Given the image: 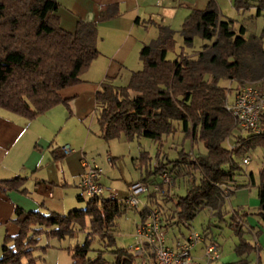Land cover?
Here are the masks:
<instances>
[{"label":"trees","instance_id":"1","mask_svg":"<svg viewBox=\"0 0 264 264\" xmlns=\"http://www.w3.org/2000/svg\"><path fill=\"white\" fill-rule=\"evenodd\" d=\"M232 4L236 10L253 8L255 16L264 15V0H232ZM58 8V0H0V108L28 121L67 104L61 91L79 83L99 55L98 23L118 13L117 4L107 5L96 21L79 19L70 32L61 27ZM155 25L156 38L139 51L141 68L130 71L125 85L114 84L112 78L103 80L95 94L100 136L105 141L148 138L156 143L152 169H147L152 157L146 151H140L137 158L140 168L146 166L140 181L149 185L141 217L155 204L164 221V205L157 196L163 203H172L176 225L186 222L190 226L206 209L237 237L234 252L238 260L227 264H251L247 257L257 253L258 246L247 239L249 232L243 222L256 216L264 226V169L257 184V210L238 207L225 211L224 207L234 188L243 186L238 183L244 171L242 159L250 150L264 146V130L238 133L225 104L245 82L264 88V27L260 35L248 34L244 25L237 27L235 20L220 16L215 1L208 0L204 8H193L184 18L178 30L183 45L174 59H168L177 31L165 24ZM195 35L206 42L191 57L184 48L192 46ZM179 128L184 138L199 148L196 155L183 148L170 158L163 151L165 138ZM163 172L171 179L186 178L184 195L168 192L164 196L152 189ZM24 184L25 178L13 176L0 180V191L24 193ZM131 208L124 198L100 196L66 213L16 209L19 233L4 237L0 264H38L40 257L34 250L48 247L38 246L41 235L62 240L76 238L79 233L84 238L67 248L71 264H137L131 248L117 247L115 239L116 218ZM162 226L170 225L162 222ZM94 241L96 248H92ZM210 241L217 246L213 237ZM106 254H111V259H106ZM252 264L264 261L258 255Z\"/></svg>","mask_w":264,"mask_h":264},{"label":"crops","instance_id":"2","mask_svg":"<svg viewBox=\"0 0 264 264\" xmlns=\"http://www.w3.org/2000/svg\"><path fill=\"white\" fill-rule=\"evenodd\" d=\"M58 1L59 8L56 14L61 27L70 32L75 30L79 19L87 22L96 21L100 11L107 5L117 4L118 13L113 18L98 23L96 46L99 55L81 75L79 83L61 91V95L67 99L66 105H57L55 107L57 111L54 113L51 112L55 108L49 110V113L45 112V115H42L47 120L36 123L34 120L28 121L0 108V180L21 176L25 178L26 189L24 193L0 191L1 243L4 237H15L19 233L16 209L65 213L63 210L67 209L65 204L72 205L75 203V199L80 202L78 197L83 193L77 184L83 172L82 160L86 157V152L82 148H78V145L73 141L72 133L78 130L84 134L92 133L93 122L96 121L94 115L95 94L99 90L101 82L107 78L115 79L123 65H131L135 61L142 45L156 38L158 30L155 23L168 25L178 33L182 21L193 8H197L196 3L198 2V0ZM199 7L198 9H202ZM137 18L138 22L135 20ZM62 117H65L66 122L59 127L58 132L66 125L67 137L58 141L51 135L57 127L54 120L63 123L64 121L60 120ZM261 127L264 130V116ZM96 133L101 138L100 131ZM85 141L87 143L88 135ZM64 145H69L71 152L65 153L62 150ZM250 160L249 157L248 163L242 164L244 171L238 176V183L243 186L234 188L232 196L225 203V211L241 207L251 212L258 208L257 181L252 171L247 169ZM157 180L159 182V177ZM143 200L146 202L148 198L145 197ZM163 205V225H170L164 228L166 235V229H173L180 224H174V213L165 216L167 208L172 207L173 210L172 203L164 202ZM243 224L249 232L247 239L258 246V252L251 253L247 257L252 264L254 254L257 258L259 255L260 259L261 253L264 255V226L259 223L256 216H248ZM189 228L190 226L186 229ZM256 231L259 233L256 234ZM207 232L202 237L201 243L196 244L191 251L192 264L202 263L201 252L204 256L205 246L211 240V238H205ZM186 236L187 233L179 228L177 234L174 232L168 237L166 235V243L173 246L176 241L185 240ZM236 243L231 251L223 253L222 247L217 242L219 256L209 264H227L238 260V256L234 252Z\"/></svg>","mask_w":264,"mask_h":264},{"label":"rangeland","instance_id":"3","mask_svg":"<svg viewBox=\"0 0 264 264\" xmlns=\"http://www.w3.org/2000/svg\"><path fill=\"white\" fill-rule=\"evenodd\" d=\"M214 1L217 5L220 16L235 20V25L237 27L240 25H244L247 29L248 34H261L262 29L264 27V15L255 16V10L253 8H249L244 11L236 10L233 7L232 0ZM206 2V0H198V2L196 3L197 8L199 7L198 5L203 6L199 8H204L206 6ZM175 40L176 43L174 48L170 50L167 54L168 59H174L176 55L180 52L181 47L183 45L182 37L179 33L175 35ZM205 42L206 41L203 40L199 35H195L193 38L192 46L185 47L184 49L186 50L189 56L195 57L197 52L202 49V45ZM139 68H141V62L139 60L138 55V57H136L135 61H133L131 65H123L121 67L118 76L113 79L114 84L125 85L129 80L130 71ZM233 94L234 93H231L228 96L227 102H230L232 100ZM55 111H57V108L52 110L51 113H54ZM46 113L49 112L47 111ZM43 115L41 114V116H38L33 119L34 123L40 122L42 120H47V118H44ZM64 118L62 117L60 119L64 121L63 123L62 121L57 122L56 120H54L57 123V127L51 136L55 140L62 141L65 137H67L66 125L64 129L58 132L59 127L63 126L66 122ZM97 131H99V127L97 122L95 121V123L93 122L92 133L88 134V132H86L84 134L79 130L77 132H73V141L78 145V148H82L86 152L87 159H93L102 169L101 183L104 188H106L104 195L107 196V189H113L117 191L116 198L120 200L128 195V184L140 180V178H142L141 176L144 177L146 174V166L141 165L140 168V164L137 160L140 151L144 150L148 153L150 157H152L151 165L147 166V169H152L153 166L156 165V160L154 156L156 153L157 145L153 140L148 138H139L133 141H127L121 137L105 141L104 139L98 137V134L96 133ZM247 133L248 132H245L244 134L246 135ZM87 135L88 141L86 143L85 138ZM183 148L186 149L192 156L196 155L199 151V148L194 143H191L189 139L184 138V134L180 130V128L177 133H175L173 136L165 138L164 140L163 151L170 158H174L177 151ZM246 155L249 156L251 159L249 165L247 166V169L252 171L258 184L260 181V172L262 169H264V146H258L247 152ZM157 179L158 177L155 179V182H157V184H160ZM187 185L188 181L186 180V178L174 179L172 177L171 185L169 187L170 195H184ZM82 197L83 199L80 200V202H77V200L75 199V203H73L74 205L68 204V206L67 204H65V208L67 209L62 208L63 210H65V213L71 209L83 208L89 197L85 196L84 194L82 195ZM144 198L145 197H141L142 204L144 202ZM257 199L258 197L256 196V201ZM157 200H159L161 205L164 204L163 200L159 196H157ZM142 204H140L137 208L129 209L125 214L116 218L115 239L117 247L130 248L136 242V228L141 220L139 211L143 208ZM150 206L153 207L156 205L150 204ZM172 213V207L167 208L165 210V216H168ZM218 223L220 222L216 220L215 217H211L210 212L204 209L199 212L198 215L190 222L189 229H186L187 227H185V225L180 224L178 227H174L173 229H166V235L168 237L171 233L173 234L174 232L177 234L179 228L183 232L185 231L187 235L188 233H190V231H193L197 232L201 237H203L205 232L208 231L205 238L210 239L213 237L216 242H218L219 245L222 247L224 251L223 253H227L229 250H232L234 243L237 242V237L230 230V228L226 226V224H221V222L218 225ZM207 226H209V228H206ZM83 238V233H79L78 237L76 238H65L62 240H58L57 238H47L44 234L41 235L39 238L38 246L48 247H46L44 250H42L41 248H37L36 250H34V255L36 257H40V259L38 260V264H71V253L69 250H67V248L73 246L77 241H81ZM210 242L211 241H208V243ZM200 243L201 241H199L197 244ZM1 244L2 243L0 242V256ZM96 247L97 243L96 241H94L92 243V248ZM111 256V254H106L105 258L109 260L111 259ZM201 256V264H209L210 261L208 262L206 258H204L202 252ZM260 260L264 261V255L262 253ZM256 261L257 257L254 254L253 261L251 262L255 263Z\"/></svg>","mask_w":264,"mask_h":264},{"label":"built area","instance_id":"4","mask_svg":"<svg viewBox=\"0 0 264 264\" xmlns=\"http://www.w3.org/2000/svg\"><path fill=\"white\" fill-rule=\"evenodd\" d=\"M226 110L232 115L234 127L238 133H260L261 121L264 116V88L256 83L245 82L234 92L232 100L226 102ZM233 147V143H229ZM65 153L71 152L69 145H64ZM249 157L242 159V164H247ZM83 172L77 184L81 192L91 198L105 196L104 186L101 183L102 169L93 160L86 157L82 160ZM159 183L152 185L154 191L166 195L169 192L171 178L168 173L159 175ZM108 199H116V191L107 189ZM149 192V185L143 181H134L128 185V195L124 197L127 205L133 208L142 204L141 197ZM144 206V203L142 204ZM186 227L189 224L184 222ZM202 240L197 233L190 231L185 240H178L173 246L166 243V235L162 226V213L157 206L147 208L136 228V242L131 246L136 256L137 264H192L191 251ZM219 256L216 244L210 242L205 246L204 258L209 261Z\"/></svg>","mask_w":264,"mask_h":264}]
</instances>
